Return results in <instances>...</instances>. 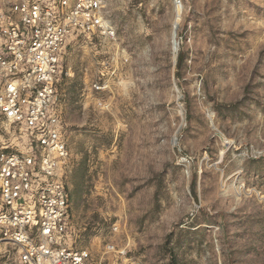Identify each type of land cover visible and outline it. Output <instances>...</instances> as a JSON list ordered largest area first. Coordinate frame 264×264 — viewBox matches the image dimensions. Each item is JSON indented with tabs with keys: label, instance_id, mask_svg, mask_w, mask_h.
<instances>
[{
	"label": "rangeland",
	"instance_id": "1",
	"mask_svg": "<svg viewBox=\"0 0 264 264\" xmlns=\"http://www.w3.org/2000/svg\"><path fill=\"white\" fill-rule=\"evenodd\" d=\"M103 5L113 34L74 36L58 89L70 244L264 264V0Z\"/></svg>",
	"mask_w": 264,
	"mask_h": 264
},
{
	"label": "built area",
	"instance_id": "2",
	"mask_svg": "<svg viewBox=\"0 0 264 264\" xmlns=\"http://www.w3.org/2000/svg\"><path fill=\"white\" fill-rule=\"evenodd\" d=\"M99 34H113L103 0H0V134L11 138H0V257L14 251L16 264H119L113 247L98 256L70 244L58 89L72 38Z\"/></svg>",
	"mask_w": 264,
	"mask_h": 264
},
{
	"label": "bare ground",
	"instance_id": "3",
	"mask_svg": "<svg viewBox=\"0 0 264 264\" xmlns=\"http://www.w3.org/2000/svg\"><path fill=\"white\" fill-rule=\"evenodd\" d=\"M175 35V34H174ZM175 41V37L173 36V45L175 46L176 43L174 42Z\"/></svg>",
	"mask_w": 264,
	"mask_h": 264
}]
</instances>
